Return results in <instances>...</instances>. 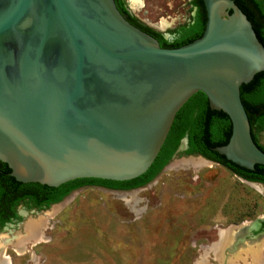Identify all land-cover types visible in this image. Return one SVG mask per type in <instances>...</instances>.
<instances>
[{
	"label": "water",
	"instance_id": "1",
	"mask_svg": "<svg viewBox=\"0 0 264 264\" xmlns=\"http://www.w3.org/2000/svg\"><path fill=\"white\" fill-rule=\"evenodd\" d=\"M202 2L201 36L161 47L114 0H0V161L9 175L50 187L136 178L198 91L231 121L228 142L213 150L248 170L264 165L239 89L264 70V47L234 0ZM259 219L228 227H243L237 244Z\"/></svg>",
	"mask_w": 264,
	"mask_h": 264
},
{
	"label": "rangeland",
	"instance_id": "2",
	"mask_svg": "<svg viewBox=\"0 0 264 264\" xmlns=\"http://www.w3.org/2000/svg\"><path fill=\"white\" fill-rule=\"evenodd\" d=\"M140 2L137 9L126 4L147 26L158 29L160 21L167 23L162 32L187 23L192 14L190 0ZM258 142L264 146V131L258 133ZM258 218L260 225L249 233L258 236L243 234L242 239L262 240L264 255V185L179 150L137 190L86 186L61 204L29 212L13 230L17 239L2 252L11 264H264L252 262L247 251L225 249L220 259L211 249L220 230ZM32 224L39 234L30 233Z\"/></svg>",
	"mask_w": 264,
	"mask_h": 264
},
{
	"label": "trees",
	"instance_id": "3",
	"mask_svg": "<svg viewBox=\"0 0 264 264\" xmlns=\"http://www.w3.org/2000/svg\"><path fill=\"white\" fill-rule=\"evenodd\" d=\"M117 9L131 24L149 33L157 39L161 47H177L201 36L206 22V12L202 0H192L195 14L188 23L170 30L175 32L173 41L164 37L162 32L154 30L138 20L128 9L125 0H114ZM235 4L251 22L252 28L264 47V0H234ZM240 98L245 108L253 141L264 151L258 142V133L264 131V70L256 73L245 84H241ZM231 134V121L221 110L211 109L206 96L198 91L194 93L177 111L170 130L159 153L143 174L136 178L115 181L99 178H78L50 187L35 182L22 183L7 174V207L11 202V211L18 202L26 200L32 206L48 207L61 201L72 191L82 186H104L114 189H131L151 182L169 163L183 137L188 139L185 153L198 154L229 169L233 174L251 182L264 184V165L254 164L252 170L240 167L218 154L213 147L224 145ZM0 163H3L0 161ZM6 167L7 173L10 169ZM2 192H0V195Z\"/></svg>",
	"mask_w": 264,
	"mask_h": 264
},
{
	"label": "flooded vegetation",
	"instance_id": "4",
	"mask_svg": "<svg viewBox=\"0 0 264 264\" xmlns=\"http://www.w3.org/2000/svg\"><path fill=\"white\" fill-rule=\"evenodd\" d=\"M191 2H192V0H190V6H191V9H192V14L190 15V20H191V17L195 14V11H196L195 7L192 6ZM153 29L156 30V31L162 32L159 29H155V28H153ZM162 33H163L164 37H165L166 34H168L167 39L169 41H173V39L175 38V35H176L174 31L172 32L170 30L168 32L165 31V32H162ZM180 143H181V141H180ZM179 146H180V144H179ZM187 147H188V141H187L186 147L181 149V153H183L184 155H186L188 157L189 156L198 155V154H187V153H185V151L187 150ZM217 164H219V163H217ZM5 169H6V167L3 165V163H0V192H2V194L0 195V234H1V232H4L6 234L8 232V235H6V242H7V239H9V238L11 240H16L17 239L18 235H17V233H15V231L13 232V230H16L17 227H20V226L23 225V223H24L23 218H24V216L26 214H28L29 212L33 213V214H38L42 210L49 209L50 206L55 204V203L50 204L48 207H36V206H32L31 202H28L26 200H22V201L18 202V204L15 206V209L13 211H11L10 210L11 209V202L8 203V207H7V174L9 175V173H7V170H5ZM227 170H229V169H227ZM92 186L104 188V189H107V190H113V191H129V190H132V189L143 187V186H140V187H135V188H131V189H114V188H108V187L97 186V185H92ZM82 187H86V186H82ZM82 187H80V188H82ZM13 237H15V238H13ZM4 251H5V249H4ZM4 256H6V254H4ZM6 257H7L8 263H9V258H8V256H6Z\"/></svg>",
	"mask_w": 264,
	"mask_h": 264
},
{
	"label": "bare ground",
	"instance_id": "5",
	"mask_svg": "<svg viewBox=\"0 0 264 264\" xmlns=\"http://www.w3.org/2000/svg\"><path fill=\"white\" fill-rule=\"evenodd\" d=\"M127 1L129 3V6L131 7V9H137L141 5L140 0H127ZM166 26H167V23H165L164 21H160L158 27L160 29H163ZM255 188L258 191L263 192L261 189H259L257 187H255ZM38 222H39V220L35 221V223H38ZM247 225L244 223L242 226H247ZM242 228L243 227H239L237 231H235V228L234 229L227 228L225 230H220L219 233H218V241L215 244L212 245L211 249L214 250L215 254L220 259L222 258L221 257V253H222L223 250L228 249V248L230 250H233V248H235V250H241V251L250 252V256L252 258V262H254V263H258V262L263 261L264 260V255H262L260 253V248H259V246H261V241L262 240L261 241H252V242H247V243L243 242L241 244H237V237L242 234ZM29 230H30L31 234L36 233L35 225H33V224L30 225L29 226ZM36 234H39V233H36ZM19 237L21 238V236H19ZM6 244H7L6 236L0 235V264H9L8 260H7V257H6L7 255L4 256V254L2 252L3 247ZM199 264H207V263L204 260H202V261L199 262Z\"/></svg>",
	"mask_w": 264,
	"mask_h": 264
}]
</instances>
